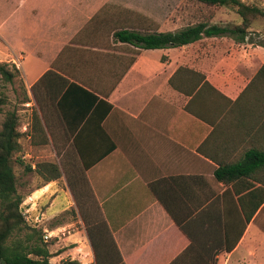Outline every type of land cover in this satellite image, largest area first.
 <instances>
[{
  "label": "crops",
  "instance_id": "0c3cea01",
  "mask_svg": "<svg viewBox=\"0 0 264 264\" xmlns=\"http://www.w3.org/2000/svg\"><path fill=\"white\" fill-rule=\"evenodd\" d=\"M169 1L0 0V63L19 70L12 82L0 77V96L15 82L22 158L54 152L49 161L64 168L32 195H50V234L65 260L264 264V166L249 161L251 175L226 182L214 175L264 152V81L255 79L264 25L257 19L228 47L198 46L226 36L165 49L114 39L119 30L189 26ZM218 12L208 24L241 22L229 8ZM180 67L202 74L216 93L188 110L191 96L169 83ZM65 214L74 217L53 222Z\"/></svg>",
  "mask_w": 264,
  "mask_h": 264
},
{
  "label": "trees",
  "instance_id": "16d2710c",
  "mask_svg": "<svg viewBox=\"0 0 264 264\" xmlns=\"http://www.w3.org/2000/svg\"><path fill=\"white\" fill-rule=\"evenodd\" d=\"M192 1L210 7L229 8L240 17L241 22L233 27L199 22L186 26L176 32L164 33L141 34L135 31L119 30L114 32V39L141 49L182 47L209 37L230 36L235 42H242L247 36L248 28L261 15H264L263 11L256 5L245 3L241 0ZM259 43L264 48V39ZM18 74L19 70L14 65L9 66L6 63H0V77L6 82H12ZM261 77L264 81V64L259 69L255 79H260ZM169 83L172 87L191 96V100L186 106L188 110L189 105L201 94L206 91L216 93L202 74L185 67H180L169 80ZM17 127V114L15 112H8L5 115L0 130V264H49V259L54 255L49 251L47 244L42 241V231L28 225L23 212L20 210V205L24 198L18 191V178L14 173L13 167L14 163L23 164L21 158L17 159L15 157V154L21 151L19 140L23 135L17 130ZM32 128L36 132L43 130L37 114H33ZM79 154L80 156L82 155L80 152ZM257 159L264 166V152H251L247 153L245 164L217 168L214 172L215 178L226 182L233 180V178L239 175H251L255 167L251 164L249 166L247 163ZM25 172H34L42 178L43 183L37 188L52 180L60 179L62 175L61 168L57 163L47 161L37 162L34 167L31 164L26 165ZM262 201H264V192ZM258 205L259 203H257L254 210ZM250 218L251 215H246L247 221ZM92 245L96 253V245L94 243ZM61 264L81 263L77 260L67 259L62 261Z\"/></svg>",
  "mask_w": 264,
  "mask_h": 264
},
{
  "label": "rangeland",
  "instance_id": "374dc122",
  "mask_svg": "<svg viewBox=\"0 0 264 264\" xmlns=\"http://www.w3.org/2000/svg\"><path fill=\"white\" fill-rule=\"evenodd\" d=\"M245 3H249L252 5H256L259 7L263 13H264V0H241ZM169 6H175L176 7V14L179 13L182 14L183 17V23H181V26L186 25H194L199 22H207L209 23L210 19L214 16H217L216 14H219V7H210L206 6L204 4L192 1V0H170ZM176 3V4H175ZM234 12V11H233ZM174 13V11H173ZM174 15V14H173ZM259 21H262L260 27L264 25V15H261L259 18ZM222 26L227 27H233L234 24L232 22L226 23V24H219ZM261 30L264 31V26L261 27ZM255 34L250 35L247 39V42L253 43L257 41V37L259 36L258 33L253 32ZM227 40H222L217 42L216 40H213V42H210L209 40H203V42H198V46L201 47H208V46H219V47H228L232 43L231 40H233L230 36H226ZM197 46V45H196ZM17 76V75H16ZM17 81V80H16ZM20 82V81H19ZM17 83V82H16ZM14 84L12 85V89H14ZM22 84V83H21ZM11 87H8L3 91L5 95L0 96V101L3 103V107H0V113H1V119H0V130L2 127V123L4 121L5 115L8 112H16L17 105L15 104V95L12 92ZM18 117V126H21L22 121H19ZM19 128V127H18ZM21 143L24 142V139L21 138ZM25 154H27L26 151L22 150L20 153H16L15 157L17 159H20L23 161V164L20 163H14V173L16 177L18 178V191L23 196V201L20 205V210L22 208V211L26 222L31 227L40 229L42 232V241L47 244L49 251L53 253V258L49 259V264H61L62 261H64L68 256L63 255L62 252V244L56 243L57 238L54 236V234H50V195H32V192L34 189H36L40 184L43 183V180L40 176H38L36 173H26L25 172V166L30 165V161H33L35 163L47 161L49 160H56V157L54 155V152H28L30 155L29 157L22 158ZM54 155V156H53ZM36 156L38 157L36 159ZM61 161L63 162V158H61ZM62 169V165L60 166ZM44 191V190H43ZM42 192V191H41ZM75 196V195H74ZM40 197V198H38ZM70 213V212H69ZM71 214H73L71 212ZM66 215L65 218L60 215L55 218L53 222H62L63 219L65 221H70L74 217V215ZM52 222V221H51ZM56 244V245H55Z\"/></svg>",
  "mask_w": 264,
  "mask_h": 264
},
{
  "label": "water",
  "instance_id": "95a60500",
  "mask_svg": "<svg viewBox=\"0 0 264 264\" xmlns=\"http://www.w3.org/2000/svg\"><path fill=\"white\" fill-rule=\"evenodd\" d=\"M21 211H22V208H21Z\"/></svg>",
  "mask_w": 264,
  "mask_h": 264
}]
</instances>
